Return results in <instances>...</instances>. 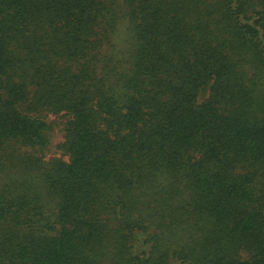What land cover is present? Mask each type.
<instances>
[{"label":"trees","instance_id":"obj_1","mask_svg":"<svg viewBox=\"0 0 264 264\" xmlns=\"http://www.w3.org/2000/svg\"><path fill=\"white\" fill-rule=\"evenodd\" d=\"M0 264H264V0H0Z\"/></svg>","mask_w":264,"mask_h":264},{"label":"rangeland","instance_id":"obj_2","mask_svg":"<svg viewBox=\"0 0 264 264\" xmlns=\"http://www.w3.org/2000/svg\"><path fill=\"white\" fill-rule=\"evenodd\" d=\"M68 120V116L65 115H54L48 114L47 121L49 122V135L51 138V146L49 152L47 153V157L61 156L63 153L58 148V145L63 141L64 135V127ZM64 159L67 160V155L64 156Z\"/></svg>","mask_w":264,"mask_h":264}]
</instances>
